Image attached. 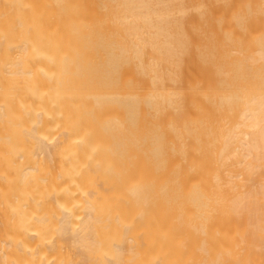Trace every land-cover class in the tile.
I'll use <instances>...</instances> for the list:
<instances>
[{
  "label": "bare ground",
  "instance_id": "1",
  "mask_svg": "<svg viewBox=\"0 0 264 264\" xmlns=\"http://www.w3.org/2000/svg\"><path fill=\"white\" fill-rule=\"evenodd\" d=\"M0 264H264V0H0Z\"/></svg>",
  "mask_w": 264,
  "mask_h": 264
}]
</instances>
